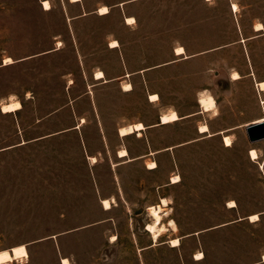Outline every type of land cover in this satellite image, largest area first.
<instances>
[{
  "label": "rangeland",
  "instance_id": "374dc122",
  "mask_svg": "<svg viewBox=\"0 0 264 264\" xmlns=\"http://www.w3.org/2000/svg\"><path fill=\"white\" fill-rule=\"evenodd\" d=\"M49 1L0 0V264H264V138L246 132L264 115V0Z\"/></svg>",
  "mask_w": 264,
  "mask_h": 264
},
{
  "label": "bare ground",
  "instance_id": "6f19581e",
  "mask_svg": "<svg viewBox=\"0 0 264 264\" xmlns=\"http://www.w3.org/2000/svg\"><path fill=\"white\" fill-rule=\"evenodd\" d=\"M42 2H43V7L44 8H50L51 7L50 2L48 0H43ZM45 5H47V7H45ZM232 7H233L234 10H237V8H238L237 3L232 2ZM102 8H106L107 9L106 12L109 11V8H108L107 5H102L99 8V12L100 13H102L100 11V9H102ZM106 12H103V13H106ZM133 21H134L133 17H128L127 18V22H133ZM261 28H263V24L261 22H257L255 24V29L258 30V29H261ZM58 43L60 44L61 42L59 41ZM110 44L112 46H116V45H118V41L116 39H113L110 42ZM174 52H176L177 54H182L183 52H185V49H184V47L182 45H178V46L175 47V51ZM5 60L11 62V58L10 57L5 58ZM231 76H232V78H238L240 76V73L237 70H234V71H232ZM94 77L97 78V79L103 78L104 77L103 70L98 69L95 72ZM258 86H259V88L264 89V80H261L258 83ZM131 87H132V85H131L130 82H126V83L123 84V88L125 90H128ZM152 97H156V99H152ZM149 98H150V100H157L159 97H158L157 93H150ZM214 99L215 98L211 94H208V93H202L198 97L199 103L202 106L203 110H211L212 108H214V105H215V100ZM261 102H263V104H264V99ZM17 104L19 105V107H14V105H17ZM20 107H21V102L17 98H10L9 101L4 102V103L1 104V109H2L3 112L14 111V110L19 109ZM179 118H180V116L178 115L176 110L171 109V110H169L167 112H163L160 115V122L161 123L171 122V121L177 120ZM260 120H264V115H262L257 121H260ZM143 128H145V125L143 124V122L138 121V122H135L133 124H128V125L121 126L119 128V133L121 135H127V134H130L132 132H137L138 134H140V132H141V130ZM199 132L208 133V135H212L213 134L212 132H209V126H207L205 123H202V124L199 125ZM223 140H224V143L226 145H230L232 143L231 136L228 135V134H223ZM249 154H250L251 158L254 159V158L257 157V150L254 147H251L249 149ZM118 155L126 157L128 155V150L125 147H122L118 151ZM147 166L149 168L156 167L157 166L156 161H154V160L149 161ZM177 177H178V179H176ZM171 180H172V182L179 180V175L178 174H174L171 177ZM101 201H102V204H103V206L105 208H109V207H111L112 202L114 201V198L113 197H111V198L104 197V198L101 199ZM229 203L231 205H234L235 201L234 200H230ZM167 204H168L167 199L165 197H162L159 204L150 205L148 207L149 213H150V215H152L153 220L151 222L146 223L145 228L151 233V236L153 237L154 240H157L158 237L164 231V226L161 224V216H162L161 212H162V205H167ZM250 217L253 220V217H257V213H252L250 215ZM170 222H171V224L174 227H176V224H175L173 219H171ZM170 241H171L172 245H176V244H178L179 239L176 237V238H172ZM174 241H175V243H173ZM201 255H202V252L198 251L196 253V256H197L196 258H200ZM263 260H264V255H263ZM65 261H67L68 264H70V261H69L68 257H65V256L61 257L62 264H64Z\"/></svg>",
  "mask_w": 264,
  "mask_h": 264
},
{
  "label": "crops",
  "instance_id": "0c3cea01",
  "mask_svg": "<svg viewBox=\"0 0 264 264\" xmlns=\"http://www.w3.org/2000/svg\"><path fill=\"white\" fill-rule=\"evenodd\" d=\"M43 1V0H42ZM49 1V0H48ZM71 2H76V1H79V0H70ZM50 2V1H49ZM232 2H233V0H232ZM231 2V3H232ZM42 4H43V2H42ZM102 6V5H101ZM109 8V7H108ZM45 9H49V8H45ZM98 12H99V9H98ZM109 12V11H108ZM85 13V12H84ZM100 13V12H99ZM107 13V12H106ZM100 14H105V13H100ZM128 17H132V16H126V22H127V18ZM134 18V17H133ZM127 23H131V22H127ZM263 24V23H262ZM254 29H255V26H254ZM262 29H264V25H263V28H261V29H255L256 31H260V30H262ZM118 45H119V43H118ZM118 45H116V46H118ZM110 46H112L111 44H110ZM183 46V45H182ZM112 47H114V46H112ZM176 47V46H175ZM175 47H174V51H175ZM184 47V46H183ZM184 49H185V47H184ZM175 54H177L176 52H174ZM183 54H185V52H183L182 54H179V55H183ZM185 56L186 57H188V55L187 54H185ZM125 75H128V73H126ZM241 76V75H240ZM239 76V77H240ZM104 77H105V73H104ZM103 77V78H104ZM238 77V78H239ZM97 79V78H96ZM235 79V78H234ZM261 80H264V78H261V79H256L255 80V85L259 88V86H258V83L261 81ZM259 89H261V90H264V89H262V88H259ZM264 98H261V101L263 100ZM199 101V100H198ZM262 104H263V102H261ZM264 105V104H263ZM201 106V105H200ZM201 108H202V106H201ZM202 111H210V110H203V108H202V110H201V112ZM263 115V113L261 114V115H258V116H256V117H253L252 119H250L248 122H247V125L248 124H250V123H253V122H257V120L261 117ZM178 120V119H177ZM175 121V120H174ZM136 122H138V121H136ZM142 122V121H141ZM171 122H173V121H171ZM133 123H135V122H133ZM133 123H129V124H133ZM161 123V122H160ZM167 123H170V122H166V123H161V124H167ZM144 124V123H143ZM205 124L207 125V126H210V124L209 123H207V122H205ZM126 125H128V124H126ZM123 126V125H122ZM209 132H210V129H209ZM202 133V132H201ZM128 156V155H127ZM137 156H139V155H136L135 156V158L137 157ZM120 157H123V156H120Z\"/></svg>",
  "mask_w": 264,
  "mask_h": 264
},
{
  "label": "water",
  "instance_id": "95a60500",
  "mask_svg": "<svg viewBox=\"0 0 264 264\" xmlns=\"http://www.w3.org/2000/svg\"><path fill=\"white\" fill-rule=\"evenodd\" d=\"M246 132L251 142L264 138V120L246 125Z\"/></svg>",
  "mask_w": 264,
  "mask_h": 264
},
{
  "label": "snow or ice",
  "instance_id": "6c2138e0",
  "mask_svg": "<svg viewBox=\"0 0 264 264\" xmlns=\"http://www.w3.org/2000/svg\"><path fill=\"white\" fill-rule=\"evenodd\" d=\"M45 7H47V5H45ZM100 11L103 13V12H106L107 9H106V8H102V9H100ZM152 99H156V97H152ZM14 107H19V105H18V104H17V105H14ZM166 119H167V118H166ZM176 179H178V177H177ZM253 219H256V217H253ZM114 239H115V238H114ZM173 243H175V241H174ZM15 251H16L18 254L27 255V253H26V251H25L23 245H20L19 247H17V248L15 249ZM2 255L5 256V257H7L8 254H7V253H3ZM64 264H68V262L65 261Z\"/></svg>",
  "mask_w": 264,
  "mask_h": 264
}]
</instances>
